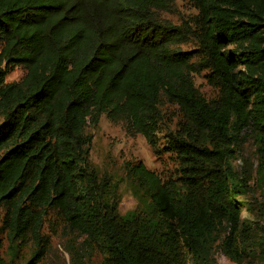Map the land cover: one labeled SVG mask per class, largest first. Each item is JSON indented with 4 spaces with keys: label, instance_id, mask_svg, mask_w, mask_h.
Segmentation results:
<instances>
[{
    "label": "trees",
    "instance_id": "1",
    "mask_svg": "<svg viewBox=\"0 0 264 264\" xmlns=\"http://www.w3.org/2000/svg\"><path fill=\"white\" fill-rule=\"evenodd\" d=\"M190 2L196 16L176 24L164 17L175 0H0V210L9 248L30 249L25 264L50 254L54 216L51 233L81 239L68 247L72 264H211L220 227L227 257L246 243L232 164L254 135L264 175V0ZM190 41L196 49L181 51ZM14 67L26 75L7 84ZM202 71L212 100L195 87ZM103 115L176 160L168 182L127 166L152 201L147 218L123 219L89 162L86 130Z\"/></svg>",
    "mask_w": 264,
    "mask_h": 264
},
{
    "label": "rangeland",
    "instance_id": "2",
    "mask_svg": "<svg viewBox=\"0 0 264 264\" xmlns=\"http://www.w3.org/2000/svg\"><path fill=\"white\" fill-rule=\"evenodd\" d=\"M197 10L190 0H175L174 11L165 13L164 17L180 24L184 18L196 16ZM194 41L180 47L183 52H190L195 48ZM3 68V67H2ZM7 84L20 82L26 72L21 67L6 69ZM209 73L202 71L195 74L194 84L200 94L207 100L217 97V91L208 84ZM169 116V126L166 130L177 129V111L175 107L163 108ZM0 115V124L2 123ZM87 135L93 137L89 162L95 170L99 180L108 183L107 193L117 202L119 215L130 220L133 217L147 218L153 209V204L143 188L133 179L127 166L142 163L148 170L154 172L163 182L175 181L178 178V166L173 156L163 153L155 156L152 148L141 135H128L122 125L112 124L105 115L102 116L97 127L89 126ZM166 131L163 127L159 131V148L165 144ZM259 139L254 136H244V141L237 150V158L233 161L234 172L243 182V187L234 194L236 203L241 209V220L249 228L246 243L241 239L236 244L234 259L227 257L222 250L221 241L224 238V228L220 227L212 237L210 250L211 264H264V175L260 169ZM3 212L0 210V255L9 263L25 264L30 258V249H19L14 246L12 250L2 231ZM148 220V219H145ZM60 226L59 218L55 216L48 228ZM46 229L45 235L50 239L51 251L41 264H72L68 253L70 245H78L81 239L77 235H67L64 229H58L59 234L51 233ZM102 257L96 255L87 264H101Z\"/></svg>",
    "mask_w": 264,
    "mask_h": 264
}]
</instances>
